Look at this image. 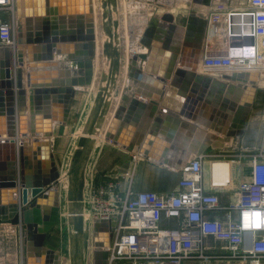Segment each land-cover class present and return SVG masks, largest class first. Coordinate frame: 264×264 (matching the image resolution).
<instances>
[{
  "label": "water",
  "instance_id": "95a60500",
  "mask_svg": "<svg viewBox=\"0 0 264 264\" xmlns=\"http://www.w3.org/2000/svg\"><path fill=\"white\" fill-rule=\"evenodd\" d=\"M212 1L189 0L185 6L208 9ZM92 2L15 0L14 47L0 46V159L1 155H4V159L0 161V225L8 224L17 228V234L21 237L24 264H31L32 256L40 261L44 259V264H59L60 261L59 256L44 246L48 233L57 224L59 213L60 174L49 152L48 139L51 137L52 123L62 125L67 121L75 95L73 87H89L93 84L96 35ZM145 2L155 4L164 12L159 17H151L135 40L136 44L146 51L131 52L130 56L128 55L124 74L131 80L127 85L130 90L121 93L104 133L105 139L113 144H124L118 139V135L113 134V130L129 124L137 128L138 132L139 125L144 129L150 123L153 129L169 122H173L175 127L182 126L178 117L168 114L163 120L160 117L153 118L158 97H164L162 91L177 87H180L181 91L189 87L192 91L208 92L206 104L219 106L221 111L227 114H231L235 109L229 130L223 135L226 140L243 136L249 125L258 74L233 72L229 75L223 74L216 80L195 76L196 60L202 54L206 17L190 12L181 28L176 25L175 18L165 4H161L159 0ZM103 5L106 7L104 18L107 42L101 49L107 63V71L103 86L96 93V113L81 132L69 170L73 173V183L67 200L72 204L69 212L72 215L75 237L83 231L81 209L86 148L98 120L102 117V107L108 98L109 84L114 79L113 75L116 74L120 61L124 59L122 50L116 43L119 22L112 16L117 2L105 0ZM130 33L132 37V29ZM133 42L131 38L130 43ZM58 44H72L76 54H69L71 46ZM155 54L166 58V63H163L159 72L155 71L157 66L151 61ZM186 54L193 59L192 63L181 65L186 71L175 70L171 84L166 88L165 83L170 79L173 62ZM24 65H28V68H22ZM56 66L58 70H55ZM156 72L160 82L151 78ZM55 75H58L57 79ZM232 83L235 89L240 90L241 99L237 104L227 98L219 102ZM146 88L151 90L150 94L145 93ZM213 93H216L214 102L211 101ZM134 94L139 97L135 98ZM143 98L148 99V102L141 100ZM113 103L114 101L109 107L114 106ZM160 106L166 108L167 103L162 101ZM145 112L146 119L139 124ZM27 116L32 120L30 127L27 126ZM223 118L227 119L226 114ZM219 124L215 132L222 133L225 122L221 121ZM27 139L30 140L31 147L39 146L43 148L44 153L45 167L41 169V161L33 157L34 167L31 173H27ZM143 156L153 157L148 152H144ZM157 162L175 169L185 163L167 160ZM13 197H16V200ZM18 204L21 207H18ZM114 226V218L92 220L88 223L89 240L93 247L89 264H106V249L111 242ZM74 260H77L76 253Z\"/></svg>",
  "mask_w": 264,
  "mask_h": 264
},
{
  "label": "built area",
  "instance_id": "2783aa9c",
  "mask_svg": "<svg viewBox=\"0 0 264 264\" xmlns=\"http://www.w3.org/2000/svg\"><path fill=\"white\" fill-rule=\"evenodd\" d=\"M14 2L0 0V46L14 47ZM246 3L247 8L241 11L218 5L206 14L204 41L216 38L224 50L220 53L221 45L205 42L200 61L204 71L250 73L259 68L256 63L264 61V0ZM3 13L12 18L2 21ZM235 35L242 37L239 45L232 44ZM233 50L238 55L232 54ZM215 157L200 155L180 166L173 196L132 192L135 157L126 174L90 185L86 199H82L84 222L115 219L106 264H180L184 260L215 259L205 255L214 248L209 239L222 244L226 262L264 264V139L254 153L233 156L247 159L248 174L238 186L237 201L225 208L209 189L227 188L230 182L216 185L210 178L207 184L203 181V163L214 162ZM217 210L227 212L224 220L206 217L208 211ZM232 211L236 212L234 218ZM163 219L174 221L175 227L162 228Z\"/></svg>",
  "mask_w": 264,
  "mask_h": 264
},
{
  "label": "crops",
  "instance_id": "0c3cea01",
  "mask_svg": "<svg viewBox=\"0 0 264 264\" xmlns=\"http://www.w3.org/2000/svg\"><path fill=\"white\" fill-rule=\"evenodd\" d=\"M117 2V1H116ZM214 2V3H213ZM146 3V2H145ZM149 4V2H147ZM223 6L230 11L237 12L247 8L246 0H213L210 8L205 10L207 13L213 11L216 6ZM119 6V2H117L116 7ZM191 5L188 8H191V12H195ZM153 7V6H152ZM96 8V6H93ZM160 10V9H157ZM136 11V16L140 17L141 12L139 10ZM14 13V12H13ZM146 14V13H145ZM15 15V14H14ZM13 15V18H14ZM160 15L157 14V17ZM187 16V15H186ZM184 16V17H186ZM12 18V15L9 14V20ZM185 22V21H184ZM133 24L132 21H130ZM140 23V21H139ZM176 23V22H175ZM178 27H183L184 23H176ZM146 26V25H145ZM144 26V27H145ZM143 27V29H144ZM133 31V28H131ZM142 29V30H143ZM142 32V31H141ZM133 36V35H132ZM240 38L238 35L232 37V44L235 41H239ZM208 41V44H219L221 45L220 53H223L224 46L218 39H208L203 41L202 52L205 47V42ZM210 42V43H209ZM68 45L71 46L69 48V54L74 56L76 51L73 50L72 44H58V46ZM138 45V44H137ZM139 46V45H138ZM81 51V50H78ZM83 51V50H82ZM146 51V50H143ZM65 55V54H64ZM53 56H55V52H53ZM202 55H199L197 61L196 69L194 70L195 76H203L210 77L213 80L219 79L223 74H231V72H222V71H204L200 65ZM166 58L161 55L155 54L152 58V64H155L157 67L155 71L159 72L161 66L163 65ZM169 59V58H168ZM169 61V60H167ZM193 59L188 55H184L182 58L178 57L173 62L172 73L170 75V79L165 83V86H169L171 84V78L173 77V72L177 69L187 70L181 65L185 66L191 64ZM122 64L126 62V60H121ZM180 62V63H179ZM57 65V63H56ZM200 65V66H199ZM24 69L28 68V65H24L22 67ZM58 67H55V70ZM49 69V68H46ZM157 72L151 76V78L155 81L160 82L157 79ZM250 73H255L254 71ZM258 79L256 82V86L258 88V84L260 79L259 73ZM125 75V74H124ZM159 75V73H158ZM147 76H149L147 74ZM56 79L58 75H55ZM46 78V77H45ZM121 78H124V86L128 87L127 90H130L128 83L131 82L127 76H120L117 79H112L109 84V93H111L110 100L115 101L116 104L112 109H115L117 102L120 97V90L118 91V85H115V81L121 82ZM13 80V79H12ZM99 81V83H98ZM26 84V80L24 81ZM121 84V83H120ZM119 84V85H120ZM234 84L232 83L231 86ZM102 83L97 78V74H93V84L89 87H73L75 91V95L73 97V103L71 105V109L69 111L67 121L62 125H57L52 123V131L51 137L48 139L49 142V152L53 157V161L55 163L56 169L58 170L60 177L66 176V179L63 182L61 199L59 200V215L57 224L52 228V230L48 233L44 246L46 249L51 250L56 256L60 257L59 264H62L61 260V242H60V234L58 230V222L59 216L61 214V210L63 207V200L65 199V181L67 178L72 177L73 181V173L69 172L70 170V162L74 152L77 149V142L79 137L81 136L82 130L89 124L92 120L93 116L96 113L97 107V95L96 93L101 89ZM122 86V85H121ZM111 87L113 89H111ZM149 88V87H148ZM180 87L173 88L167 90H163L162 94L164 97H158L157 107L153 118L160 117L162 120L168 114L173 117H178L182 123V126L175 127L173 122H169L165 125V123L160 124L156 129L151 127V123L146 126V128H142L139 125V132L137 128L132 125H125L121 128H115L113 130L114 135H118V139L123 141L124 144H113V142L105 139L104 133L109 126V122L113 115L114 110L111 111V107L105 104L104 101L102 107V117L98 120L97 125L94 128L93 136L89 138V143L86 148L85 159L83 161V191L89 187L90 185H97L106 179L108 176H121L130 171L132 158L135 157L137 161L135 164L133 181H132V192H154L156 194H161L164 196H173L177 190V182L179 180V174L177 173V169L161 165L157 161L158 160H167L170 162H180V161H189L192 158L200 156L202 154H209L210 147L217 144L226 145V147L230 145H236L242 140L252 139L251 135H255V132H250L253 126H257L255 121L259 122L258 130L256 133V137L260 140L264 139V112L257 111L254 108L256 95L254 98V102L252 105L251 116L249 120V125L245 130L243 136L238 138H230L225 139L223 133L226 130H229V124L231 119L234 116L235 109L232 110L231 114H227V112L221 111L219 106H213L206 104V98L208 92H201L199 90L192 91L189 87L185 91L179 90ZM256 88V89H257ZM151 90L145 89V93L150 94ZM230 94V93H229ZM227 94V91L221 96L219 102L223 100V98H227L229 101L238 103L241 99V94L239 96H232ZM135 98L139 96L134 94ZM216 97V93H213L211 96V101L214 102ZM148 102V99H141ZM166 102V108L160 106L161 102ZM111 106V105H110ZM56 110V109H55ZM175 114H184L183 116L175 115ZM226 114V118L224 120L223 116ZM147 113H143L139 124L144 122L146 119ZM17 123V120H15ZM27 126L30 127V117L27 116ZM221 121H224L225 124L223 126L222 133L215 132V128H217ZM15 123V124H16ZM2 126H5L2 124ZM143 131V132H142ZM199 133L202 135L200 136ZM98 134V135H97ZM262 139V141H263ZM169 140V141H168ZM261 141V143H262ZM27 143L25 149L26 163L28 164L29 170L31 173L34 167V159L41 161V169L45 167V162L43 160V148L39 146H30V140H25ZM260 143V145H261ZM144 152H148L152 154V158L144 157ZM33 153L35 156H33ZM219 153V152H218ZM245 158V157H244ZM241 158V162H234L233 167L230 165V174L227 177L229 179V186L227 188H218L214 190H210V192L216 193L219 198V202L221 207H228L234 204L237 201V189L238 186L247 180L248 174V162L247 159ZM1 159H4V155H1ZM0 159V161H1ZM43 160V161H42ZM209 163L204 161L203 163V181L207 184L209 178L213 180L211 175V167H209ZM214 181V180H213ZM225 181V180H224ZM223 182H216L222 184ZM123 184L120 186L122 187ZM88 189V188H87ZM16 197H13V199ZM16 200V199H14ZM28 200L30 198L28 197ZM48 201V200H47ZM52 201V200H51ZM18 207L19 206L18 204ZM83 207V206H82ZM231 217H236V212L232 211ZM227 212L225 210H217V211H208L206 213V217L214 220H224L226 218ZM85 222L83 226L85 227ZM162 228H173L175 227V222L172 220L163 219L160 223ZM209 244L213 245L214 248L211 250H207L205 255L208 257H215V259L209 260H184L180 264H239L236 262H226L222 259L226 255L224 250H221V243L214 242L209 239ZM31 264H44V259L42 261L36 259L35 257H31ZM0 264H24L23 257L21 255V237L17 234V228L14 226H10L8 224L0 225ZM123 264V263H117ZM139 264H155L153 262H140Z\"/></svg>",
  "mask_w": 264,
  "mask_h": 264
},
{
  "label": "bare ground",
  "instance_id": "6f19581e",
  "mask_svg": "<svg viewBox=\"0 0 264 264\" xmlns=\"http://www.w3.org/2000/svg\"><path fill=\"white\" fill-rule=\"evenodd\" d=\"M92 1H93L92 2L93 6H96V8H93V11H94V24H95V35H96L95 58H94V63H95L94 73L97 74V78L100 80V82L103 85L104 78H105L106 71H107V63H106V60L103 57L102 49H101L103 44L105 42H107L106 19L104 18V14L106 13V7L103 5L105 0H92ZM116 1L119 2V3L121 2V0H116ZM144 2H145V0H139V3H133L134 4V8L132 7V9H131L132 12H127L129 14V17L130 16L134 17V19L131 18V20H130V21L133 22V24H129L128 17H127V21L128 22L125 20L126 22H124V29L123 30H122V25L120 24L119 17H118V15H116L119 6L115 7L116 10L114 9L115 11L112 12V14H113L112 16L114 17V19H118V22H119V29L116 32L117 33L116 43L118 44V46L122 50V57L124 59H126V62H127L129 53L131 54V52H136L137 53L139 51H143V48L139 47L136 44L135 40L138 39L139 35L141 34V31H142L143 27L147 24L148 20L151 17V14H150L151 12L149 10L145 11L144 8H143ZM159 2L161 4H165L167 6L168 10L170 11V13L175 18L176 16H179V15L184 16L186 14V10H185L186 6H185V4L187 2H189V0H159ZM149 4H151V3H149ZM154 6H155V4H154ZM192 8L195 10V12L197 14H199V15H201L203 17H206V12L207 11L205 10V8L197 7V6H192ZM136 9L141 12V16L140 17L136 16L137 15L136 11H135ZM157 9H160V8H157ZM163 12H164L163 9H160V10L156 11V13L158 15H161ZM123 16H126V14L124 13ZM139 21H140V23H139ZM129 26H131V27H129ZM130 28H133V36L132 37L130 36V34H131L130 33V30H131ZM245 32H248V31L245 30ZM244 36H247V35H244ZM131 38H133V41H134L133 43H130ZM239 38H240V40L239 41H235L233 43V45H239L240 44V41L242 40V37L239 36ZM232 54L238 55L237 50H233ZM250 60H253V59H250ZM262 60H264V57L262 58ZM126 62L122 64V62L120 61L118 69L115 72L116 74L113 75L114 79H117V77L120 78V76L122 77V75H124ZM256 64H259V65H257V67L260 68V71H258L259 68H256V71H254V72L255 73H259V76H260L261 80L259 81L258 85L262 86L264 84V61H262L260 63H256ZM98 83H99V81H98ZM114 83H115V85L116 84L118 85L117 81H115ZM255 86H256V83H255ZM256 88H257V86H256ZM111 89H113V88L111 87ZM109 92H111V91H109ZM227 94L231 95V97L234 96V95L236 97V96H239V94H241V92H240V90L235 89L233 86H230L229 89L227 90ZM110 96H111V93H109L108 96H107L108 98H106L108 101H105V104L109 105V106H110V104L112 102V100H110ZM115 104H116V100L114 101L113 105L115 106ZM112 108H113V106L111 107V111L113 110ZM210 166H211V171L210 172H211V175H212V178H213L214 181L223 182L225 180L224 183H222V184L215 183V182L214 183L216 185H226L229 182V179H227V177L230 174V165H229V163L225 162V161L224 162L215 161V162H211ZM233 169H234V167H233ZM65 179H66V176L60 177V179H59V187H58L59 200L61 199V192H62L63 182H64ZM87 188H89V187H87ZM87 188L83 191V195H82L83 196L82 197L83 200L86 199V196L88 194L87 193L88 192ZM81 211L83 213V208L81 209ZM58 215H59V213H58ZM75 249H76V247H75Z\"/></svg>",
  "mask_w": 264,
  "mask_h": 264
},
{
  "label": "rangeland",
  "instance_id": "374dc122",
  "mask_svg": "<svg viewBox=\"0 0 264 264\" xmlns=\"http://www.w3.org/2000/svg\"><path fill=\"white\" fill-rule=\"evenodd\" d=\"M133 3H139V0H121V2L119 3V8H118L116 15H118V17H119L120 24L122 25V30L124 29V22L127 21V17H128L129 24H131L130 23L131 18L134 19L133 16L129 17V14L127 13V12H132L131 9H132V7L134 8ZM143 8L145 11L149 10L151 12L150 13L151 17H157V13H156L157 8L154 6L153 3L148 4L147 2L146 3L144 2ZM185 8H186L185 9L186 14L184 16L188 15L191 12L190 11L191 8H188V9H187V7H185ZM124 13L126 14V16H123ZM1 15H2L1 16L2 21H8L9 14L3 13ZM184 16H182V15L176 16L175 22L176 23H184L185 18H186ZM113 19H114V17H113ZM117 21H118V19H117ZM129 27H131V26H129ZM129 55H130V53H129ZM124 60H126V59H124ZM123 76H125V75H123ZM119 84H118L119 86H117V87H118V91L120 90V94L128 89V87L125 88V86H124L125 85L124 84V78H121V82H119ZM255 100L256 101L254 104V108L257 111V113L259 111L264 112V84L257 88ZM253 124H256L257 126H253L252 129L250 130V132H255L254 136L253 135L250 136V138H252V139L242 140L239 143H237L236 145H230L228 147H226V145H222V144L209 146L211 148L210 153L209 154H202V155L203 156H206V155L209 156L211 154H216L217 157H215V161H217V162H224L225 161V162H229L230 164L232 163L231 164L232 168H233L234 162L243 163V161H241L242 159L240 160L239 158H235L233 156H241V155H244L247 153H251V154L254 153L255 151H257L259 149L260 143L263 139V137L261 140L259 138L258 139L254 138V137H256L259 122L255 121V123H253ZM209 167H211V166L209 165ZM72 183H73L72 177L67 178V180L65 181V199L63 200V203H62L63 207H62L61 214L59 216V222H58V230H59L60 242H61V260H62V264H89L90 260H91V254H92L93 247H92V243L89 240L88 224L86 223V220H85V224H87V225H85V227L83 226V231L80 232L78 237H75L74 228H73V224H72V221H73L72 215L69 212L70 207H72V204L67 200V194L72 189ZM81 218H82L83 224H84V215H83L82 211H81ZM75 247H76V249H75ZM75 253L77 255V260H74Z\"/></svg>",
  "mask_w": 264,
  "mask_h": 264
}]
</instances>
